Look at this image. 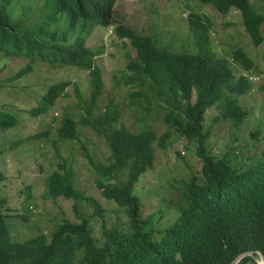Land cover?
<instances>
[{"label": "trees", "instance_id": "obj_1", "mask_svg": "<svg viewBox=\"0 0 264 264\" xmlns=\"http://www.w3.org/2000/svg\"><path fill=\"white\" fill-rule=\"evenodd\" d=\"M23 1L0 0V53L28 60V65L16 77L32 72L37 62H46L53 67L88 69L92 84L87 116L79 123L72 116L64 115L61 125L56 127L58 142L52 141L51 128L25 140L43 138L46 144L53 143L56 151L59 142L80 144L78 150L88 159L97 177L94 185L108 204L117 207L116 212L124 221L109 225L107 209L88 190L77 187L73 164L63 160L48 176L46 193L51 199L60 197L73 201L75 217L69 219L64 214L49 236L38 234L16 242L8 228L13 211L9 200L0 197V264H230L249 251L255 252L260 260L257 252L264 255V152L249 165L237 166L239 155L233 154L232 148L217 156L206 145L211 139V128L206 125L207 114L215 107L218 111L212 122L231 125L235 135L241 136L247 121H254L238 98L248 94L243 104L256 89L254 81L258 80L253 75L259 69L258 58L256 63L242 48L233 51L231 59L242 70L237 76L228 59L213 50L209 37L211 19L194 10L189 13L188 22L197 51L173 53L158 47L152 37L135 31L125 17L120 18L115 5L124 0H53L56 13L69 16V32L74 35L60 34L55 28H32L24 24L18 19ZM41 1L44 3L43 0L36 3ZM199 1L222 15L236 8L242 14L252 44L259 47L264 43V12H256L250 0ZM263 9L261 6L257 10ZM96 26L114 27L119 39L131 43L137 57L129 60L128 70L144 77L153 86L169 88V93L165 90L159 93L160 97H169L174 108L164 116V122L196 144L200 169L192 172L189 181L182 182V198L169 204V208L177 204L179 212L169 226L157 221L168 208L164 205L167 203L165 197L156 205H150L136 190L137 184L155 164L154 143L159 140L160 146L166 148L168 133L159 138L153 130H131L122 124L120 110L111 104L104 113L92 119L104 92L103 73L95 63L97 51L86 45ZM71 84L65 79L52 84L37 99L32 97L39 100L43 96L38 106L24 111L36 117L34 119H41ZM260 89L264 90V84ZM11 103L7 102L8 109ZM256 106L258 117L252 128L256 130H251L248 138L264 130L262 104ZM258 122L261 123L257 125ZM17 124V118L7 108L0 109V131ZM79 124L102 136L108 152L104 156L97 153L101 160L92 153L100 144L86 146ZM25 140L16 141L9 149L13 150ZM3 180L0 172V182ZM79 202L93 207L94 215L81 212ZM111 213L114 210L111 209ZM94 216L102 222L100 243L91 228ZM21 217L27 221L26 216ZM239 264L257 263L246 257Z\"/></svg>", "mask_w": 264, "mask_h": 264}, {"label": "rangeland", "instance_id": "obj_2", "mask_svg": "<svg viewBox=\"0 0 264 264\" xmlns=\"http://www.w3.org/2000/svg\"><path fill=\"white\" fill-rule=\"evenodd\" d=\"M36 1L38 0L22 2L18 9V19L21 22L32 28L49 27L57 29L60 34L74 35L69 32V16L66 13H56L53 0H43L44 3ZM250 2L256 12L261 14L264 12V9L257 10L264 6V0ZM209 6L199 0H126L117 2L115 10L120 18L125 17V21L135 31L152 37L158 47L166 48L173 53H195L197 48L188 22L189 13L194 10L202 17L211 19L209 37L213 50L228 59L237 76L242 70L231 59L233 51L242 48L254 61L258 58L259 69L253 75L258 78V81H254L256 89L251 91L250 98L243 104L248 94L238 98L239 104L247 107L245 110L248 115L251 113L254 121L248 120L243 128V134L239 136L235 135L231 125L212 122L218 111L216 107L207 111L206 120V125L211 128V139L206 143L209 149L215 155L221 156L228 148H232L233 154L239 155L236 165H249L250 161L258 159L264 152V130L261 134L248 138L250 131L256 130L252 129L258 117L256 104H262L264 115V90L260 89L264 84V43L259 47L252 44L239 10L233 8L228 15L218 13L220 16ZM262 32L264 35V25ZM76 35L79 36L78 32ZM75 36L70 37L74 39ZM86 45L99 51L96 64L101 68L104 78V92L97 102L92 119L104 113L111 104L120 110L123 116L122 124L131 130L136 132L142 129L153 130L159 138L168 133L166 148L160 146L159 140L154 143L155 164L145 179L137 184L136 190L150 205H156L165 197L167 203L164 205L168 208L164 210L163 218L157 221L160 220L159 224L162 226H169L179 214L177 204L171 208L169 204L182 198L181 193L184 189L182 182L189 181L192 172L200 169L196 144L174 129H170L164 122V116L174 108L170 104L172 102L170 98L163 95L160 97L159 93L163 90L169 93V88L153 86L144 77L128 70L129 60L137 57V52L129 41L119 39L114 29L112 31L111 28L96 26ZM27 65V58L0 53V109L7 108L18 120L16 127L0 131L2 151L0 172L4 175V180L0 182V197L9 200L13 211V216L8 220L12 239L23 242L38 234L49 236L64 214L69 219L75 217L73 201L50 199L46 193L48 176L63 160L73 164L77 187L88 190L107 209L106 222L109 225L115 221L123 222V217L116 212L117 207L108 204L94 185L97 177L93 167L88 164V159L78 150L79 143L74 146L73 142H66L67 144L59 142L56 151L53 143L46 144L43 138L25 140L34 133L51 128L53 132L51 139L58 142L56 127L61 125L64 115L72 116L79 123L87 116V104L92 93L89 71L78 67L70 69L50 67L46 62H37L33 65L32 72L17 78V74ZM63 79L70 80L72 84L57 103L40 117L41 119H34L36 117L24 111L38 106L43 96L39 100L32 97L37 99L40 93L44 94L52 84ZM194 93L196 98V92ZM7 102H12L9 107L11 109H8ZM42 121L44 123L41 125ZM78 129L86 146L100 144L92 153H99L101 156L107 154L108 148L103 143L101 135L81 124L78 125ZM20 139L25 141L10 150L9 147ZM111 209L114 213H111ZM79 210L87 216L94 215V208L86 203L79 202ZM21 216H26L27 221L24 222ZM101 226L102 222L94 216L91 228L99 243L102 240Z\"/></svg>", "mask_w": 264, "mask_h": 264}, {"label": "water", "instance_id": "obj_3", "mask_svg": "<svg viewBox=\"0 0 264 264\" xmlns=\"http://www.w3.org/2000/svg\"><path fill=\"white\" fill-rule=\"evenodd\" d=\"M259 257H261L262 261L260 262L258 260V257L255 256V252L253 251H249L248 253H242L241 255H239L233 262H231L230 264H239L244 258H248L251 257L253 258L257 264H264V255L261 252H257Z\"/></svg>", "mask_w": 264, "mask_h": 264}, {"label": "clouds", "instance_id": "obj_4", "mask_svg": "<svg viewBox=\"0 0 264 264\" xmlns=\"http://www.w3.org/2000/svg\"><path fill=\"white\" fill-rule=\"evenodd\" d=\"M124 1H126V0H124ZM118 2H119V1H118ZM242 21H243V20H242ZM243 25H244V24H243ZM244 27H245V26H244ZM109 28H111L112 31H113V29H114L113 27H109ZM92 32H94V30H93ZM114 32H115V29H114ZM92 34H93V33H92ZM92 34H91V35H92ZM115 34H116V33H115ZM117 37H118V36H117ZM88 47H89V46H88ZM92 49H93V48H92ZM94 50H96V49H94ZM96 51H97V50H96ZM98 52H99V51H97V56L99 55ZM97 56H96V57H97ZM95 63H96V59H95ZM96 65H97V64H96ZM48 66H50V65H48ZM97 66H98V65H97ZM50 67H51V66H50ZM80 69L87 70V71H89V74H90V70H88V69H84V68H80ZM255 79L258 80V78H255ZM81 125H82V124H81ZM9 148H10V147H9ZM151 170H152V169H150L149 171H151ZM149 171H148V172H149ZM59 198H60V197H59ZM50 199H51V198H50ZM61 199H62V198H61ZM54 200H55V199H54Z\"/></svg>", "mask_w": 264, "mask_h": 264}, {"label": "bare ground", "instance_id": "obj_5", "mask_svg": "<svg viewBox=\"0 0 264 264\" xmlns=\"http://www.w3.org/2000/svg\"><path fill=\"white\" fill-rule=\"evenodd\" d=\"M260 262L262 261V259H261V257H260V260H259Z\"/></svg>", "mask_w": 264, "mask_h": 264}]
</instances>
